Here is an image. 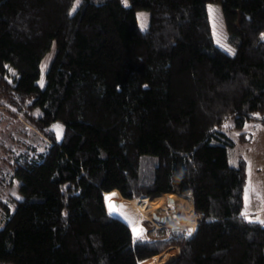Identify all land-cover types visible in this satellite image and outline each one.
Wrapping results in <instances>:
<instances>
[{"label": "trees", "instance_id": "16d2710c", "mask_svg": "<svg viewBox=\"0 0 264 264\" xmlns=\"http://www.w3.org/2000/svg\"><path fill=\"white\" fill-rule=\"evenodd\" d=\"M215 1L245 15L236 53L195 20ZM74 2L0 0L3 146L24 197L0 229V264H167L171 245L169 264H264V223L243 211L246 160H230L252 137L245 125L264 126V0ZM232 118L238 139L223 130ZM112 191L178 193L205 214L195 228L134 234L108 212Z\"/></svg>", "mask_w": 264, "mask_h": 264}, {"label": "rangeland", "instance_id": "374dc122", "mask_svg": "<svg viewBox=\"0 0 264 264\" xmlns=\"http://www.w3.org/2000/svg\"><path fill=\"white\" fill-rule=\"evenodd\" d=\"M126 4H129L128 0H124ZM82 2V0H75L73 6H72V12L76 11V7ZM212 6V13L210 15L209 13V6ZM231 14V15H230ZM231 16V18H229ZM137 17L139 18V24L142 29H146L150 22V10L145 8H138L137 9ZM196 22L202 26L204 29L207 30L210 38H212V41L216 44L221 46L223 49H225L228 53H236L237 48V38H235V32L233 29L237 30L236 34H242V31L244 30L245 25V15L240 10H234L233 8L229 7L225 2L223 1H215L208 4L207 13L204 14V16H199L195 18ZM52 47L50 50L44 55L43 61L41 62V73L40 77L38 78V84L41 86V88H44V86L47 83V72L49 70V66L52 63V61L55 58V54L58 50V45L56 44V40L52 43ZM231 51H228V50ZM35 114L40 115L42 114V110L40 107H36ZM235 119L232 118L225 127H223V130L227 131L231 137H234L238 139L239 135L243 130L237 129L234 126ZM53 128L56 131V135L59 140L63 138V134L65 131V125L61 120L54 121L52 123ZM27 127H31V125L27 124ZM264 126L260 124L254 125L253 122H248L244 129L247 131L252 132V137L250 140H247L244 142H239L233 149L231 150L230 154V160L231 164L233 165H239L238 162L241 159L248 161V171L249 175L253 176L254 173H262L264 174V144L260 143L258 134L259 129H263ZM258 133V134H257ZM42 134L36 130L35 133H33V136L30 134V139L32 143L35 145H40L42 148L45 147V144L42 142L43 138H40ZM262 138H264V135H262ZM12 140L9 139V131L8 128H6L5 124H3L0 121V229L4 227L6 223V218L9 216V213H13L15 211V208L17 206L18 200L24 198L21 192V184L22 181L18 177L17 174H15L14 170L10 167L8 161H11V158H7V153L4 151V144H11ZM47 142H49L47 140ZM46 142V144H47ZM6 156V159L4 157ZM7 160V161H6ZM263 176H258L257 178H263ZM120 198H124L123 194L119 191L117 192ZM181 196V195H180ZM185 197V196H181ZM140 198V197H138ZM188 199L187 197H185ZM107 199V196H106ZM128 199V198H125ZM7 200H11L10 204V210L6 209V206L2 203ZM189 200V199H188ZM107 210L110 214H113L114 209L113 206L107 207ZM181 210L180 204H176L172 207V212L178 215V212ZM160 215L161 217H166L167 215L164 213V209H160L159 211H155ZM153 213V212H152ZM150 212H143L136 213L132 219H130L128 216H123L122 214H118L119 217L124 219L129 227H131L134 234H140V233H148L150 235H155L157 230L159 228L164 227L165 230H167V227L170 225H163L159 221H154L153 215ZM192 213H195V215L198 213L194 210V205H192ZM199 216V215H198ZM168 217V216H167ZM168 220V219H167ZM199 220H193L190 219L188 222H178L173 224H179L181 226H192V228H195L194 225L195 222ZM262 221V219H261ZM264 222V221H262ZM176 249L178 252V257L180 255V249L179 246L171 245L163 252L167 253L170 250ZM161 252V253H163ZM160 254V253H159ZM176 257L168 260L169 264L173 261ZM150 259V260H148ZM146 258L142 262H147V264H150L153 262V258ZM152 260V261H151Z\"/></svg>", "mask_w": 264, "mask_h": 264}, {"label": "bare ground", "instance_id": "6f19581e", "mask_svg": "<svg viewBox=\"0 0 264 264\" xmlns=\"http://www.w3.org/2000/svg\"><path fill=\"white\" fill-rule=\"evenodd\" d=\"M107 196L106 205H112V200L117 199L120 200V209L119 215L128 216L130 219L136 215V213L143 212H154L159 211L160 209H164V213L168 216V222L171 221L172 218L173 223L178 222H188L190 219L198 220L199 216L195 213H192V203L190 200L185 197H181L180 194L176 193H165L164 195H156L152 196H142L140 198H131L125 199L120 198L117 194V191L107 192L105 193ZM168 196H173L175 198L174 202H168ZM180 204L181 210L178 212V215L172 212V207L176 204ZM200 221V220H199Z\"/></svg>", "mask_w": 264, "mask_h": 264}, {"label": "crops", "instance_id": "0c3cea01", "mask_svg": "<svg viewBox=\"0 0 264 264\" xmlns=\"http://www.w3.org/2000/svg\"><path fill=\"white\" fill-rule=\"evenodd\" d=\"M262 135H264V128L259 129L258 134L260 143L264 144V138H262ZM246 164L248 178L243 195V211L246 216H250L254 220L261 221L262 219V221H264V177L261 179L257 178L258 176H263L264 174L262 173V175H260V173H254L253 176H250L248 171V161ZM197 223L198 221H196L194 225L196 226Z\"/></svg>", "mask_w": 264, "mask_h": 264}, {"label": "water", "instance_id": "95a60500", "mask_svg": "<svg viewBox=\"0 0 264 264\" xmlns=\"http://www.w3.org/2000/svg\"><path fill=\"white\" fill-rule=\"evenodd\" d=\"M167 200H168V202H174L175 201V198L173 197V196H168V198H167ZM112 205H113V209H114V212H113V214H111L112 216H114V217H117V218H119V216H118V214H119V209H120V207H121V205H120V200H117V199H113L112 200ZM152 215H153V219H154V221L156 220V221H159V222H161L163 225H170V226H173V227H178V226H180L179 224L177 225V224H173V221H172V218L170 217V220L171 221H167V216L166 217H161L160 215H158V213L157 212H153L152 213Z\"/></svg>", "mask_w": 264, "mask_h": 264}, {"label": "snow or ice", "instance_id": "6c2138e0", "mask_svg": "<svg viewBox=\"0 0 264 264\" xmlns=\"http://www.w3.org/2000/svg\"><path fill=\"white\" fill-rule=\"evenodd\" d=\"M212 11H213V9H212V6L210 5L209 6V13H210V15H211ZM262 39H264V34H262ZM228 51H231V50L229 49ZM262 223H264V222H262Z\"/></svg>", "mask_w": 264, "mask_h": 264}, {"label": "built area", "instance_id": "2783aa9c", "mask_svg": "<svg viewBox=\"0 0 264 264\" xmlns=\"http://www.w3.org/2000/svg\"><path fill=\"white\" fill-rule=\"evenodd\" d=\"M197 213L199 215V220H201V218L204 216L205 213H203V212H197Z\"/></svg>", "mask_w": 264, "mask_h": 264}]
</instances>
